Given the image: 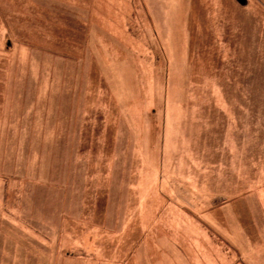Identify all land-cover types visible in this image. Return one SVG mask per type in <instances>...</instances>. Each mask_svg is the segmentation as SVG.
Returning <instances> with one entry per match:
<instances>
[{
  "label": "rangeland",
  "instance_id": "rangeland-1",
  "mask_svg": "<svg viewBox=\"0 0 264 264\" xmlns=\"http://www.w3.org/2000/svg\"><path fill=\"white\" fill-rule=\"evenodd\" d=\"M0 264H264V0H0Z\"/></svg>",
  "mask_w": 264,
  "mask_h": 264
},
{
  "label": "water",
  "instance_id": "water-1",
  "mask_svg": "<svg viewBox=\"0 0 264 264\" xmlns=\"http://www.w3.org/2000/svg\"><path fill=\"white\" fill-rule=\"evenodd\" d=\"M239 2V4H241L242 6H246L248 4V0H237Z\"/></svg>",
  "mask_w": 264,
  "mask_h": 264
}]
</instances>
